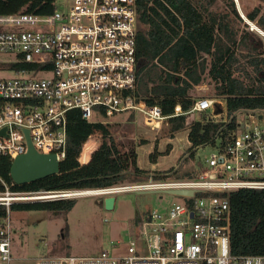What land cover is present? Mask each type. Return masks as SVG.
Segmentation results:
<instances>
[{"label":"built area","instance_id":"1","mask_svg":"<svg viewBox=\"0 0 264 264\" xmlns=\"http://www.w3.org/2000/svg\"><path fill=\"white\" fill-rule=\"evenodd\" d=\"M240 16L239 0H233ZM247 2L257 0H244ZM135 0H70L47 16H0V156L13 160L27 152L65 157L66 113L77 109L88 122L110 123L140 114L151 130L168 118L209 114L214 101L198 98L183 112L163 115L134 95L136 79ZM198 116H200L198 118ZM239 130L223 148L194 164L189 179L157 180L96 190L9 193L13 199H65L122 192L192 190L180 202L147 211L130 234L127 253L102 250L91 257L40 256L35 264H264V255L233 256L229 250L230 211L221 193L264 190V111H246ZM26 132V133H25ZM90 156L96 148L93 139ZM78 157L79 164H85ZM216 193V194H215ZM3 194V195H4ZM218 194V195H217ZM32 195V196H30ZM0 219V264H10L12 225ZM177 197V196H176Z\"/></svg>","mask_w":264,"mask_h":264},{"label":"trees","instance_id":"2","mask_svg":"<svg viewBox=\"0 0 264 264\" xmlns=\"http://www.w3.org/2000/svg\"><path fill=\"white\" fill-rule=\"evenodd\" d=\"M219 0H135L136 9V85L134 95L146 105L157 106L163 115H171L179 106L188 111L197 100L196 86L204 78L213 84V115L220 119L168 118L167 138L187 131L188 146L176 165L164 170L142 169L137 164V147L147 139H116L117 124L88 122L77 109L66 113V152L59 162L57 174L16 185L9 169L12 160L0 156V195L5 192L32 194L96 190L124 183L157 180L189 179L194 174V159L203 146L225 147L239 130L238 112L264 111V48L254 43L256 37L241 22L232 0H220L225 10L215 9ZM246 12V19L264 32V0ZM55 0H0V16L29 14L51 15ZM244 59V60H243ZM244 61V63H243ZM250 69V70H248ZM132 117V116H131ZM130 117V118H131ZM87 138L96 143L89 156L90 144L82 149ZM158 150L157 142L148 155L156 164L168 155ZM85 164H79L78 157ZM216 194V193H215ZM228 199L230 211L229 250L233 256L264 255V190H238L221 193ZM218 195V194H217ZM74 198L10 202L12 211L44 210L55 215L67 214ZM0 204V219L7 215ZM147 212L135 217L132 226L140 223Z\"/></svg>","mask_w":264,"mask_h":264},{"label":"rangeland","instance_id":"3","mask_svg":"<svg viewBox=\"0 0 264 264\" xmlns=\"http://www.w3.org/2000/svg\"><path fill=\"white\" fill-rule=\"evenodd\" d=\"M69 1L55 0V4L59 9H63ZM257 4V1L239 0L243 18L234 3L236 11L242 19L237 26L242 29L243 25H246L249 31L256 34L254 43L259 48H264V32L255 23H252L254 25L252 26L245 15ZM262 8L264 11V4ZM215 9L225 10V3L219 0ZM0 75L11 76L9 72L0 73ZM192 94L195 99L209 98L223 106L222 99L214 97L213 84L207 78H204L203 82L196 86ZM214 109L215 106L208 113L213 114ZM244 114L245 112H238L237 118L242 120ZM189 117L197 119L195 114ZM111 123L117 124L116 139H132L136 142L147 139L149 141L148 144L137 147V164L142 169L164 170L174 166L188 146L187 131H180L174 138L168 139L166 123L160 129L151 130L143 123L140 114L123 117L119 121ZM155 142L158 144L159 151H165L168 144H171L172 149L168 155L160 156L156 164H152L148 161V155ZM214 151L215 147L212 146L198 148L194 162L198 163ZM130 184L134 183L122 185ZM112 197L114 198L112 209H105L103 205L105 196L89 194L73 197L75 204L67 214L55 215L44 210L10 212L13 229L11 238L13 260L10 264H35L36 258L43 255L91 257L98 255L102 250H109L113 256L125 255L130 234L137 231L139 225L138 223L131 227L135 217L141 216L151 209L166 207L171 203L181 201L179 197L158 192L143 194L122 192L112 195Z\"/></svg>","mask_w":264,"mask_h":264},{"label":"water","instance_id":"4","mask_svg":"<svg viewBox=\"0 0 264 264\" xmlns=\"http://www.w3.org/2000/svg\"><path fill=\"white\" fill-rule=\"evenodd\" d=\"M26 133V132H25ZM28 148L27 152L17 156L11 162L9 174L11 180L16 185H22L31 183L45 177L57 174L59 171V162L56 160L55 156L52 154H39L37 153L30 141L27 139ZM165 193L172 196H183L192 195V190H150V191H139L136 193ZM5 200H10L12 202H31L40 200H50V199H40V198H24V199H13L12 196L2 195ZM52 200V199H51ZM114 204V198L108 196L103 200V205L105 209H112Z\"/></svg>","mask_w":264,"mask_h":264}]
</instances>
